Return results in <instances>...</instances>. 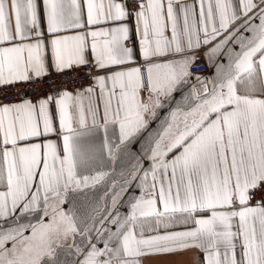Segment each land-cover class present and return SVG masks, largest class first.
I'll use <instances>...</instances> for the list:
<instances>
[{
  "label": "snow or ice",
  "instance_id": "snow-or-ice-1",
  "mask_svg": "<svg viewBox=\"0 0 264 264\" xmlns=\"http://www.w3.org/2000/svg\"><path fill=\"white\" fill-rule=\"evenodd\" d=\"M52 69L0 97V264H264V0H0V89Z\"/></svg>",
  "mask_w": 264,
  "mask_h": 264
},
{
  "label": "built area",
  "instance_id": "built-area-1",
  "mask_svg": "<svg viewBox=\"0 0 264 264\" xmlns=\"http://www.w3.org/2000/svg\"><path fill=\"white\" fill-rule=\"evenodd\" d=\"M197 72L206 73L208 71V66L206 63H202L199 68L196 69ZM73 76H79V79H73ZM89 77L81 76L79 72L74 74L62 75L57 74L55 71L50 72V79L40 80L38 84H20L15 88H3L0 89V97L3 98L4 102L19 101L23 98L34 99L44 96L46 92L50 89L47 85L57 84L62 80H70V83L79 86L81 83L87 85L89 83Z\"/></svg>",
  "mask_w": 264,
  "mask_h": 264
},
{
  "label": "crops",
  "instance_id": "crops-1",
  "mask_svg": "<svg viewBox=\"0 0 264 264\" xmlns=\"http://www.w3.org/2000/svg\"><path fill=\"white\" fill-rule=\"evenodd\" d=\"M52 71H55L54 69L50 70V72ZM214 70L209 68L208 67V71L205 73L207 75H212V72ZM37 98H34L32 99L33 101H35ZM177 99H179V97H177ZM167 115V111H161L160 112V117L161 119L160 120H154L150 123L149 125V129L147 132L145 133H142L138 138L137 140H134L131 147H130V152L135 154V155H140L141 152H144V151H147V148H148V144L146 142V139H147V136H148V133L150 132H153L155 131L156 129L159 128L160 126V123H161V120ZM114 139V137H113ZM130 163H134V161H131L129 156L125 155L122 159H119L117 162H116V168H117V171H122V170H125ZM143 163L145 164V166H147V161H143ZM133 194H136V191L133 190ZM125 196H127V193H125ZM121 211L124 212L125 209L124 208H121ZM185 259L189 260V261H192V260H195L196 257L192 254H189L188 257H185ZM144 264H157V261L154 260V259H148V260H145L144 261Z\"/></svg>",
  "mask_w": 264,
  "mask_h": 264
}]
</instances>
